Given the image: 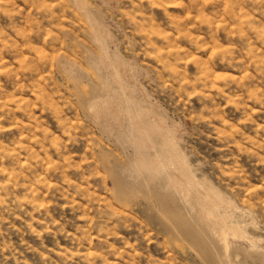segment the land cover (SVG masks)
Wrapping results in <instances>:
<instances>
[{"label":"rangeland","instance_id":"rangeland-1","mask_svg":"<svg viewBox=\"0 0 264 264\" xmlns=\"http://www.w3.org/2000/svg\"><path fill=\"white\" fill-rule=\"evenodd\" d=\"M0 264H264V0H0Z\"/></svg>","mask_w":264,"mask_h":264}]
</instances>
